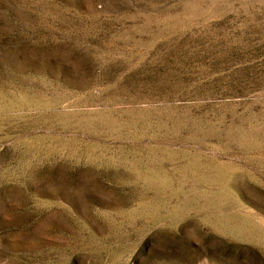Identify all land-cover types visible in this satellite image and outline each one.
Wrapping results in <instances>:
<instances>
[{
  "label": "rangeland",
  "instance_id": "obj_1",
  "mask_svg": "<svg viewBox=\"0 0 264 264\" xmlns=\"http://www.w3.org/2000/svg\"><path fill=\"white\" fill-rule=\"evenodd\" d=\"M0 264H264V0H0Z\"/></svg>",
  "mask_w": 264,
  "mask_h": 264
}]
</instances>
